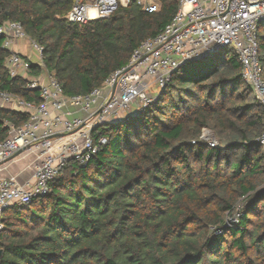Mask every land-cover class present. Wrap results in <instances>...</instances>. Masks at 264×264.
<instances>
[{
    "label": "trees",
    "instance_id": "1",
    "mask_svg": "<svg viewBox=\"0 0 264 264\" xmlns=\"http://www.w3.org/2000/svg\"><path fill=\"white\" fill-rule=\"evenodd\" d=\"M156 1L154 13L131 0L84 23L68 19L75 0H0V24L20 22L44 47L29 75L88 95L177 14L180 0ZM3 40L0 90L40 102L11 76ZM258 41L264 78V22ZM242 71L227 49L186 62L145 113L95 127L108 142L87 165L70 161L48 195L4 211L0 264H264V107ZM27 120L0 106V142L6 122Z\"/></svg>",
    "mask_w": 264,
    "mask_h": 264
},
{
    "label": "built area",
    "instance_id": "2",
    "mask_svg": "<svg viewBox=\"0 0 264 264\" xmlns=\"http://www.w3.org/2000/svg\"><path fill=\"white\" fill-rule=\"evenodd\" d=\"M131 0H75L68 19L88 22L110 17ZM154 13L156 0H135ZM264 22V0H180L177 14L164 29L137 46L127 65L115 71L103 88L88 95L66 96L57 78L50 74L29 75L32 62L44 66L42 44L32 39L18 21H4L0 34L9 50L6 67L11 76L27 78L28 88L37 90L40 102L28 101L0 90V106L28 115L21 125L6 122L8 136L0 142V167L18 156L35 158L32 177H0V234L5 228L4 211L26 205L48 195L51 183L70 161L85 166L108 142L94 137L93 130L108 122H126L142 115L158 100L179 67L223 50H232L242 63V75L264 107V78L259 57L258 30ZM27 40L37 53L35 61L14 46ZM264 143V135L262 138ZM215 145V143H211Z\"/></svg>",
    "mask_w": 264,
    "mask_h": 264
},
{
    "label": "crops",
    "instance_id": "3",
    "mask_svg": "<svg viewBox=\"0 0 264 264\" xmlns=\"http://www.w3.org/2000/svg\"><path fill=\"white\" fill-rule=\"evenodd\" d=\"M14 48L26 58L35 61L34 51L27 40L19 41ZM34 160L35 158L32 154L18 156L0 167V177L14 175L17 176L19 181L24 182L32 177Z\"/></svg>",
    "mask_w": 264,
    "mask_h": 264
},
{
    "label": "rangeland",
    "instance_id": "4",
    "mask_svg": "<svg viewBox=\"0 0 264 264\" xmlns=\"http://www.w3.org/2000/svg\"><path fill=\"white\" fill-rule=\"evenodd\" d=\"M225 54L222 53V57H224ZM34 58L37 59V53L34 51ZM262 138L263 136L260 138V142H261V145L263 147V151H264V143H262ZM217 136L215 134V132L210 129V128H204L203 129V135H202V141L205 142V143H208V144H211V143H215L217 144ZM261 189H264V184L262 185ZM234 221V223H237L236 219H230V222L232 223Z\"/></svg>",
    "mask_w": 264,
    "mask_h": 264
},
{
    "label": "water",
    "instance_id": "5",
    "mask_svg": "<svg viewBox=\"0 0 264 264\" xmlns=\"http://www.w3.org/2000/svg\"><path fill=\"white\" fill-rule=\"evenodd\" d=\"M1 254H2V249H0V257H1Z\"/></svg>",
    "mask_w": 264,
    "mask_h": 264
}]
</instances>
